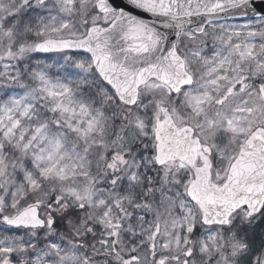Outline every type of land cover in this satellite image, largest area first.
Returning <instances> with one entry per match:
<instances>
[{
  "label": "snow or ice",
  "instance_id": "1",
  "mask_svg": "<svg viewBox=\"0 0 264 264\" xmlns=\"http://www.w3.org/2000/svg\"><path fill=\"white\" fill-rule=\"evenodd\" d=\"M0 264H264V0H0Z\"/></svg>",
  "mask_w": 264,
  "mask_h": 264
}]
</instances>
